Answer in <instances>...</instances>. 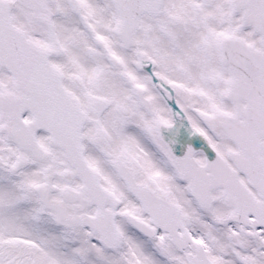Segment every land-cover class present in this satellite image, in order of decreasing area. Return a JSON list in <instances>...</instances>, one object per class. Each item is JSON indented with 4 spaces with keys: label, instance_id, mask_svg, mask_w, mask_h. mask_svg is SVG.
I'll list each match as a JSON object with an SVG mask.
<instances>
[{
    "label": "snow or ice",
    "instance_id": "1",
    "mask_svg": "<svg viewBox=\"0 0 264 264\" xmlns=\"http://www.w3.org/2000/svg\"><path fill=\"white\" fill-rule=\"evenodd\" d=\"M0 264H264V0H0Z\"/></svg>",
    "mask_w": 264,
    "mask_h": 264
}]
</instances>
